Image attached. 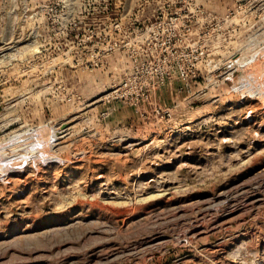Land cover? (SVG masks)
Here are the masks:
<instances>
[{
    "label": "rangeland",
    "instance_id": "rangeland-1",
    "mask_svg": "<svg viewBox=\"0 0 264 264\" xmlns=\"http://www.w3.org/2000/svg\"><path fill=\"white\" fill-rule=\"evenodd\" d=\"M263 66L264 0H0V264H264Z\"/></svg>",
    "mask_w": 264,
    "mask_h": 264
},
{
    "label": "bare ground",
    "instance_id": "bare-ground-1",
    "mask_svg": "<svg viewBox=\"0 0 264 264\" xmlns=\"http://www.w3.org/2000/svg\"><path fill=\"white\" fill-rule=\"evenodd\" d=\"M237 61V60H236ZM249 75H250V79H252V81H253V83H255L256 85H257V89H259V91H261L262 92V84H263V76H264V66H263V68L261 69H259V67L258 68H255L254 70H250L249 71ZM256 87V86H255ZM256 89V90H257ZM264 89V88H263ZM258 92V91H257ZM264 93V92H263ZM259 95V94H258ZM261 96V95H260ZM263 98V97H262ZM264 99V98H263ZM35 131V130H34ZM54 133H55V131H54ZM53 133V134H54ZM53 134L51 133L50 134V132H47V130H45V129H37V132H36V140H34V142H33V144H32V150L31 151H33L34 150V152H36V153H38V156H39V158H44V155H46V156H48V148H49V146H50V140L52 139V137H54L53 136ZM57 134V133H56ZM33 135V134H32ZM29 139V138H28ZM27 140V139H26ZM30 141V140H29ZM28 141V142H29ZM54 141H55V139H54ZM28 142H27V144H28ZM31 142V141H30ZM56 142V141H55ZM25 144V143H24ZM26 144V145H27ZM52 144V143H51ZM55 144V143H54ZM29 145V144H28ZM25 146V145H24ZM31 146V145H30ZM27 147V146H26ZM54 147V146H53ZM28 151H30L29 149H28ZM30 153V152H29ZM32 154V153H31ZM44 154V155H43ZM29 155V154H28ZM36 155V154H35ZM52 155V154H51ZM18 156V155H17ZM32 156V155H31ZM30 156V157H31ZM16 157V156H15ZM32 158V157H31ZM34 158V157H33ZM49 158V157H48ZM14 159V158H13ZM17 159V158H16ZM28 159V158H27ZM30 159V158H29ZM8 160H9V158H8ZM20 160V159H19ZM18 161V160H17ZM17 161H14V162H17ZM23 161V160H22ZM7 162V161H6ZM13 162V163H14ZM3 165H4V163H3ZM10 165V164H9ZM6 166V165H5ZM10 167V166H9ZM12 167V166H11ZM3 167H2V163L0 164V170L2 169ZM5 168V167H4ZM5 172L7 171V170H4ZM2 172V171H1ZM205 228V227H204Z\"/></svg>",
    "mask_w": 264,
    "mask_h": 264
}]
</instances>
